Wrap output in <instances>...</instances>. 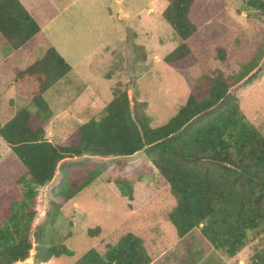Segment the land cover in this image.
<instances>
[{"label":"rangeland","instance_id":"rangeland-1","mask_svg":"<svg viewBox=\"0 0 264 264\" xmlns=\"http://www.w3.org/2000/svg\"><path fill=\"white\" fill-rule=\"evenodd\" d=\"M168 2L41 0L45 11L39 20L46 27L43 34L33 38L30 49H12L0 36V53L6 57L0 63V123L20 108L34 111L29 96L35 83L30 79L14 81L11 68L32 63L48 46L58 49L76 69L43 93L53 112L46 124V131L52 135H47L68 145L80 123L103 115L117 84L126 88L129 99L134 93L146 101L148 125L156 128L167 123L185 103L196 78L215 70L234 74L264 44V13L244 0H193L189 18L196 31L186 43L195 61L184 70L172 68L162 60L179 42L162 17ZM119 8L123 16H118ZM252 72L255 74L238 84L235 92L241 113L264 136V50ZM94 162L104 163L105 171L68 201L56 197L61 203L60 213L48 234L41 235L48 245L63 244L71 254L52 257L45 263L21 264H75L91 248L103 254L107 245L116 244L127 233L141 239L146 253L154 259L150 264H248L255 252L264 253V232L232 257L213 249L199 228L187 240H180L168 218L175 198L144 151ZM132 167L138 168L141 177L133 181V199L129 201L108 180ZM23 170L0 138V194L22 191L15 180ZM57 185L58 180L37 190V214L30 229L34 252L32 232L37 223L44 224L43 215ZM95 227H99L98 232L88 234L87 230Z\"/></svg>","mask_w":264,"mask_h":264},{"label":"trees","instance_id":"trees-1","mask_svg":"<svg viewBox=\"0 0 264 264\" xmlns=\"http://www.w3.org/2000/svg\"><path fill=\"white\" fill-rule=\"evenodd\" d=\"M244 1L264 13V0ZM192 2L169 0L162 11L163 19L179 38L162 60L180 70L195 61L186 43L196 31L189 18ZM39 31V24L20 0H0V36L10 48H30ZM263 50L264 44L234 74L215 70L196 78L185 103L167 123L156 128L148 125L146 101L134 93L129 99L126 88L117 84L103 115L80 123L68 145L48 137L46 124L53 112L43 97L70 71L68 62L55 47L48 46L28 66L13 68L14 81L30 79L35 83L29 96L35 109L20 108L0 123V138L24 167L15 180L22 191L0 194V264L28 256L37 190L52 180L55 171L58 185L48 200L44 224L37 223L32 232L34 262L71 254L63 244L48 245L41 235L48 234L60 213L61 203L55 198L68 201L105 171L104 163L87 161L86 157L121 158L144 151L175 198L168 218L180 240H187L199 228L213 249L232 257L264 232V136L241 113L235 92L238 84L255 74L250 72ZM140 177L138 168L132 167L108 181L131 201L133 181ZM98 230L95 227L87 232L91 235ZM151 260L141 239L127 233L116 244L107 245L103 254L91 248L75 264H150ZM248 264H264V253L255 252Z\"/></svg>","mask_w":264,"mask_h":264},{"label":"crops","instance_id":"crops-1","mask_svg":"<svg viewBox=\"0 0 264 264\" xmlns=\"http://www.w3.org/2000/svg\"><path fill=\"white\" fill-rule=\"evenodd\" d=\"M20 2L23 4V6L25 7V9L30 13V15L37 21V23L39 24V26H40V31H39V33L37 34V35H40V34H43V27L45 26H43L42 24H41V22H40V20H39V18H42L43 16L42 15H44L43 14V12L45 11L44 10V8L39 4V2H41V0H20ZM122 13V16L124 15L123 14V11H122V9L121 8H119L118 9V16H120V14ZM46 27V26H45ZM31 45H32V42H31ZM54 47V46H53ZM30 48H31V46H30ZM30 48H26V49H30ZM19 49H22V48H19ZM57 51H58V49H57ZM59 52V51H58ZM60 55H61V53H59ZM62 57H63V55H61ZM64 59H65V57H63ZM66 60V59H65ZM4 61H6V57H5V55L3 54V53H0V63L1 64H3L4 63ZM67 61V60H66ZM31 64V63H30ZM29 65V64H28ZM28 65H26V66H28ZM70 65V71L65 75V76H67L68 74H70V73H73V72H75V67L73 66V65H71V64H69ZM26 66H24V67H26ZM15 67H17V68H24V67H20V66H17V65H15V66H13L11 69L13 70V68H15ZM13 72V71H12ZM64 76V77H65ZM63 77V78H64ZM62 79V78H61ZM60 80V79H59ZM20 81H22V80H20ZM20 81H18V82H20ZM47 134L48 135H52V133L51 132H47ZM50 139H52V138H50ZM87 159L88 158H92L91 160H94V161H97L98 160V158H95V157H86ZM24 171V170H23ZM22 171V172H23ZM57 180H59V178H58V176H57V171H55V174H54V176H53V178H52V180L45 186V187H48L51 183H53V182H55V181H57ZM154 261V259H152L151 260V262L150 263H154L153 262Z\"/></svg>","mask_w":264,"mask_h":264},{"label":"built area","instance_id":"built-area-1","mask_svg":"<svg viewBox=\"0 0 264 264\" xmlns=\"http://www.w3.org/2000/svg\"><path fill=\"white\" fill-rule=\"evenodd\" d=\"M33 258H34V245L31 246V248L29 249V253H28V257L25 258L24 260H19V261H15L11 264H21L22 262H33Z\"/></svg>","mask_w":264,"mask_h":264},{"label":"clouds","instance_id":"clouds-1","mask_svg":"<svg viewBox=\"0 0 264 264\" xmlns=\"http://www.w3.org/2000/svg\"><path fill=\"white\" fill-rule=\"evenodd\" d=\"M30 248H31V247H30ZM27 257H28V256H27ZM27 257H26V258H27ZM18 261H19V260H18ZM33 261H34V258H33Z\"/></svg>","mask_w":264,"mask_h":264}]
</instances>
